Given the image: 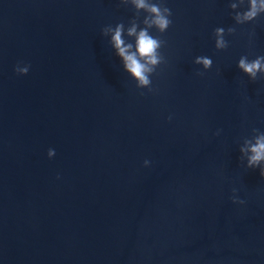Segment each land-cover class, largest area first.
Returning a JSON list of instances; mask_svg holds the SVG:
<instances>
[{
  "label": "water",
  "instance_id": "95a60500",
  "mask_svg": "<svg viewBox=\"0 0 264 264\" xmlns=\"http://www.w3.org/2000/svg\"><path fill=\"white\" fill-rule=\"evenodd\" d=\"M163 2L149 92L102 34L131 5L0 0V264H264V178L239 159L264 131V80L237 67L264 55V15L236 25L234 0ZM217 27L236 28L225 50Z\"/></svg>",
  "mask_w": 264,
  "mask_h": 264
},
{
  "label": "clouds",
  "instance_id": "9594fccd",
  "mask_svg": "<svg viewBox=\"0 0 264 264\" xmlns=\"http://www.w3.org/2000/svg\"><path fill=\"white\" fill-rule=\"evenodd\" d=\"M124 6L131 5L135 10L134 16L129 20L126 27L123 22L116 24L114 27L109 24L102 28L104 36L110 35V43L113 45L116 55L121 59L123 69L136 82V87L154 91L152 88L151 77L156 74L157 68L166 63L161 49L165 46L166 41L159 36L152 34V29L163 34L172 24L170 17L172 11L165 5L163 0L154 2V0H120ZM246 5V7H245ZM230 9L233 12V20L236 25H243L256 20L264 15V0H234L230 3ZM239 9V10H238ZM145 15L140 19V14ZM141 24L143 25L141 27ZM236 32L235 27H229L227 30L223 27H217L213 31L215 38V48L225 50L228 48L226 35H232ZM125 34L134 38V43L126 42ZM194 64L201 65L204 71L211 69L213 61L207 56H197ZM238 69L244 73L251 82L258 79L264 80V55H258L254 59H249L247 55H242L237 64ZM14 71L19 75H26L29 66H20L18 63ZM204 71L197 72V75L203 76ZM171 120V116L169 117ZM218 129L215 135H220ZM240 162L247 169H259V174L264 178V131L253 128L249 137L243 138L239 147ZM49 158L55 156V150L49 149L47 153ZM144 166L150 165L149 160H144ZM59 178V177H57ZM232 202L243 205L245 200L240 199L237 190H232Z\"/></svg>",
  "mask_w": 264,
  "mask_h": 264
}]
</instances>
